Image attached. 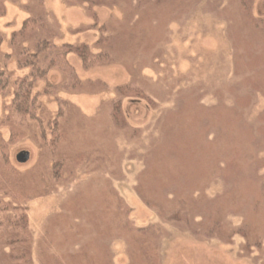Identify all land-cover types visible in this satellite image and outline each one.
Instances as JSON below:
<instances>
[{
	"label": "rangeland",
	"instance_id": "374dc122",
	"mask_svg": "<svg viewBox=\"0 0 264 264\" xmlns=\"http://www.w3.org/2000/svg\"><path fill=\"white\" fill-rule=\"evenodd\" d=\"M3 1L0 52L42 1L56 46L113 58L86 71L70 57L78 93L52 72L40 100L64 118L61 149L37 127L12 147L29 154L15 163L33 264H264V0L245 4L251 20L239 0Z\"/></svg>",
	"mask_w": 264,
	"mask_h": 264
},
{
	"label": "trees",
	"instance_id": "16d2710c",
	"mask_svg": "<svg viewBox=\"0 0 264 264\" xmlns=\"http://www.w3.org/2000/svg\"><path fill=\"white\" fill-rule=\"evenodd\" d=\"M184 1V0H181ZM252 0H239V13L246 15ZM40 15L26 18L21 26L14 30L7 42L10 51L0 52V96L11 91V99L3 106L0 128L8 132L4 137L0 133V264H33L32 233L28 224L26 203L29 196L23 186L22 172L16 167L18 157L11 152L12 147L28 136L34 127L40 132L48 149L53 153L61 149L68 140L61 112L54 117L45 108L40 96L51 93L50 79L52 72L65 75V90L78 93L82 90L81 81L77 76L70 57H75L83 70L101 68L113 60L111 50L104 47L96 52L86 43H62L56 46L58 33L47 23L43 13L42 1L38 3ZM4 14V1L0 0V15ZM4 37L0 32V50ZM14 59L17 70L25 73L14 75L10 60ZM44 83L41 92L34 91L36 85ZM122 91L135 92V96L147 100L148 96L140 89L121 87ZM81 155L65 157L58 164L56 171L66 170L69 174L80 162ZM55 167V165H54ZM58 177V176H56ZM152 261L155 263V246H152Z\"/></svg>",
	"mask_w": 264,
	"mask_h": 264
},
{
	"label": "water",
	"instance_id": "95a60500",
	"mask_svg": "<svg viewBox=\"0 0 264 264\" xmlns=\"http://www.w3.org/2000/svg\"><path fill=\"white\" fill-rule=\"evenodd\" d=\"M28 156H29L28 152L21 153V154L19 155V157H18V160L21 161V162H22V161H25V160L28 159Z\"/></svg>",
	"mask_w": 264,
	"mask_h": 264
}]
</instances>
